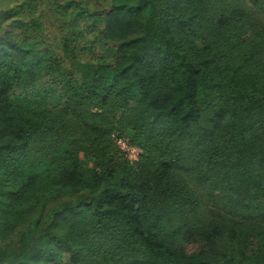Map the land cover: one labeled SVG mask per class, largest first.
<instances>
[{"label":"trees","instance_id":"obj_1","mask_svg":"<svg viewBox=\"0 0 264 264\" xmlns=\"http://www.w3.org/2000/svg\"><path fill=\"white\" fill-rule=\"evenodd\" d=\"M15 3L0 9V264H264V0H87L113 46L80 86L44 52L58 106L13 97Z\"/></svg>","mask_w":264,"mask_h":264},{"label":"rangeland","instance_id":"obj_2","mask_svg":"<svg viewBox=\"0 0 264 264\" xmlns=\"http://www.w3.org/2000/svg\"><path fill=\"white\" fill-rule=\"evenodd\" d=\"M86 2L87 0H25L24 2L0 0V9H6L15 3L18 12L13 21L23 23L21 29L13 28L12 31L19 37L16 44L17 50L26 55L25 63H28L22 69L26 74L18 78L17 84L13 86L14 98H19L30 106L33 104L60 105L58 94L64 92L65 82L61 77L56 78L51 73V69L41 70L44 52L47 49H51L52 52L54 50L56 56L53 57L59 60V63L63 62L64 65L59 73L65 70L72 74L74 78L71 81L72 84L80 86L85 81L91 80L93 74H95L94 80L100 76L103 77L104 72L99 67L103 63L102 58L106 57L108 45L113 46V44L95 39L96 32L92 27L94 19L89 21V18L83 15ZM66 3H71V6H66ZM21 7H23L22 13ZM77 16H79L77 28L70 22L67 27H70L71 31L67 30L68 28L65 29V24ZM70 32L78 33L76 48L81 53L77 55L78 61H74L70 49L67 52L62 50L64 37ZM46 41L49 43L47 48L41 46L43 43L45 45ZM42 48L44 50L41 51ZM135 155L136 152H130L127 158L132 161ZM37 207L35 206L34 211L27 216V221L38 217L40 210ZM43 213L45 216L47 212L44 210Z\"/></svg>","mask_w":264,"mask_h":264},{"label":"built area","instance_id":"obj_3","mask_svg":"<svg viewBox=\"0 0 264 264\" xmlns=\"http://www.w3.org/2000/svg\"><path fill=\"white\" fill-rule=\"evenodd\" d=\"M117 145L121 150H123V152H126L127 154L130 152H136V155L134 156V159L132 161H135L137 159V155L140 153V150L138 148L130 147L125 141L122 140H118Z\"/></svg>","mask_w":264,"mask_h":264}]
</instances>
